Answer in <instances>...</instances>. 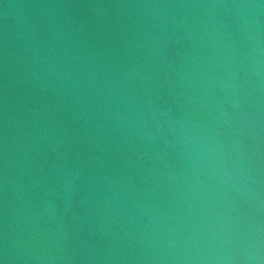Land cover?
Returning a JSON list of instances; mask_svg holds the SVG:
<instances>
[{"label": "water", "instance_id": "1", "mask_svg": "<svg viewBox=\"0 0 264 264\" xmlns=\"http://www.w3.org/2000/svg\"><path fill=\"white\" fill-rule=\"evenodd\" d=\"M0 264H264V0H0Z\"/></svg>", "mask_w": 264, "mask_h": 264}]
</instances>
